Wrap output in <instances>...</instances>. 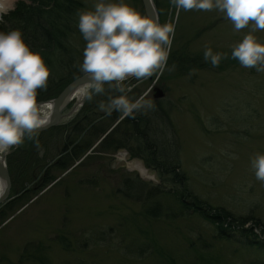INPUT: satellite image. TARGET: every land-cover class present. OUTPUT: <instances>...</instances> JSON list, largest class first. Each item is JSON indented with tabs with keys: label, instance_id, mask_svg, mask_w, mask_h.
I'll return each instance as SVG.
<instances>
[{
	"label": "rangeland",
	"instance_id": "374dc122",
	"mask_svg": "<svg viewBox=\"0 0 264 264\" xmlns=\"http://www.w3.org/2000/svg\"><path fill=\"white\" fill-rule=\"evenodd\" d=\"M21 1L15 0L13 6ZM139 1L124 3L141 13ZM156 1L162 15L159 23L175 20L176 8L170 0ZM98 2L83 0L78 12L92 11ZM13 6L3 15L0 27L11 30L14 26L10 19ZM77 14L66 20L73 30L66 48L73 51L74 62L68 69L57 66L56 80L76 68L80 75L85 74L79 65L86 41L79 31ZM251 28L250 24L236 31L225 14L215 9L181 10L167 62L168 68L175 64V70L166 68L159 79L153 76L138 83L129 82L132 78L125 81V86L137 88L140 95L147 92L149 100L156 94L155 88L162 91L161 104L168 112L162 129H166L167 139H175L179 169L195 199L210 209L209 213L221 212V224L195 212L177 217L178 207L170 197L147 192L160 184L156 172L145 169L140 160H131L125 150L99 153L98 146L73 168L75 160H65L61 155L68 166L65 170L71 168L62 175L65 170L59 171L53 162L64 139L69 135L71 140L74 135L69 129L56 131V126L39 132V147L25 138L5 156L6 163L11 156L16 166L14 152L31 146L29 156L33 160L23 161L26 172L17 174V188L26 191L9 202L12 210L0 221V264H264V251L256 245H243L240 238L243 230L251 229L253 235L264 237V186L252 168L256 154H264V72L244 68L231 56L232 46ZM253 34L264 43V30ZM205 46L214 53L226 54L219 67L204 61ZM193 69L194 74L189 75ZM104 95L84 98L79 109L76 100L68 102L60 122L70 128L89 107L97 120L109 116L98 107ZM99 122L107 129L114 124L106 117ZM82 140L90 148L96 138ZM35 163L39 167L34 168ZM44 164L50 167L48 176L54 182L42 186ZM10 167L14 171L13 163ZM133 176L145 189L139 191V201L125 198L128 193L123 180ZM16 196L11 190L9 199ZM144 197H148L147 207L154 206L156 200L162 203L163 216L154 219L144 215ZM172 212L175 220L168 218ZM232 219L247 221L238 224Z\"/></svg>",
	"mask_w": 264,
	"mask_h": 264
},
{
	"label": "clouds",
	"instance_id": "9594fccd",
	"mask_svg": "<svg viewBox=\"0 0 264 264\" xmlns=\"http://www.w3.org/2000/svg\"><path fill=\"white\" fill-rule=\"evenodd\" d=\"M170 3L176 8L175 20L164 24L142 15L124 0L116 3L99 0L94 10L78 12V28L86 41L79 67L89 78L81 94L91 100L93 95L105 92L106 83L120 93L109 96L107 103L100 102L101 111L110 115L115 110L127 117L154 107L146 99L147 92L130 99L127 93L131 87L124 82L129 78L159 79L166 68L175 70L176 65L168 68L167 62L181 10H218L236 31L251 24L248 34L232 46L231 56L244 68L264 72V43L253 34L264 30V0H170ZM5 14L0 12V22ZM224 58L226 54L214 53L205 46L203 59L212 67H219ZM194 72L195 69L190 70L189 75ZM50 75L42 54L30 48L20 29L0 31V159L22 145L25 138L39 147V131L50 122L53 105L40 103L38 90L47 88ZM252 168L264 186V154H256Z\"/></svg>",
	"mask_w": 264,
	"mask_h": 264
},
{
	"label": "trees",
	"instance_id": "16d2710c",
	"mask_svg": "<svg viewBox=\"0 0 264 264\" xmlns=\"http://www.w3.org/2000/svg\"><path fill=\"white\" fill-rule=\"evenodd\" d=\"M82 2L83 0H22L21 2H18L16 7L12 10L10 15V19L12 18L14 22L12 29H20L22 31L25 42L33 51L40 52L42 54L45 63L51 71L47 88L38 90V101L46 102V100L56 98L59 92L63 88H66L72 80H75L77 77L83 75H80L78 68H76L74 71H68L65 78L59 77L56 80V77L59 75L58 70L56 72V67L61 64L58 69L61 70L66 67L68 69V66L74 62L72 57L74 55L73 51H71V48H66V45L70 43L68 36H70L71 32L73 33L72 28L68 26L66 20H69L71 17L73 18V16L82 9ZM152 2L157 9L156 12L159 16L160 22L162 16L159 11L160 6L156 0H153ZM142 12L141 14L143 15ZM9 30L10 29H6L3 25L0 27V31L6 32ZM57 52L62 55L59 56L56 54ZM59 60L61 62H59ZM53 80H56V82ZM131 81L134 83L139 82L135 78H132L129 82ZM126 87H128V85H126ZM104 88L105 92L103 94L105 95L100 99L101 102L107 103L109 96L120 95V93L115 92L107 83L104 85ZM140 94L141 91L137 88H132L131 91L127 93L128 97L133 100L140 97ZM163 99V97H161L160 100L151 99L154 105L152 109H141L139 111H135L132 115L123 117L120 120V123H118L116 127L110 131V134L101 141L102 143L97 148V151H99V153H114L118 149L119 151L125 150L128 152L131 160H140L144 163L145 169L156 172L160 184L154 186L152 190H147V192L153 193V195L155 193L156 197L157 195L168 198L170 197L174 204L178 207L179 212H177V217H187L191 212H195V214H199V216L205 220H213L221 224L222 221L219 218L221 212L217 214L209 213L208 211H210V209L205 208L202 203L195 199L192 190L189 189L190 187L188 180H186V176L183 172H181V169H179L180 162L177 157L179 149L175 146V139H167V131L166 129H162V125L168 120V112L161 104ZM92 109V107H89L87 111L84 110L85 113H83V115L81 114L82 116L79 120L81 125L73 130V133H75L74 138L69 140L70 136L68 135L64 141L68 142L69 140L70 142H73L77 140L79 142L81 140L80 137H82V131L85 128L87 131L96 130L99 132V135L97 134L93 138H97L100 134H103L107 130V128L103 126L102 122H94L97 118L93 112H90ZM120 116H122L120 112L113 110L109 117H106V119L116 123ZM58 130L59 128L56 131ZM60 130L61 132H65L67 127L64 126ZM39 136L40 135H38V138L40 139ZM30 148L31 146L28 147L27 150L20 148L17 152H14L13 157L17 160L16 166L14 163L15 161L13 162L11 160V156L8 158V162L6 163V168H8L9 171L8 176L12 182L11 190H13L15 194H20V192L24 190L22 188H17L16 181L19 180V176L17 175L19 172H26L23 161L26 162V159L27 161L33 160L30 158L31 156H29ZM86 149L87 146L80 148L79 150L72 151L70 155L67 154V157L71 160L78 159L82 156V153ZM38 150H36L33 154L34 159ZM12 163L14 171H12L10 167ZM53 165L57 167L59 171L65 170L68 167L65 162H62V159ZM37 166L38 165L36 164L34 168H37ZM43 166H45V171L42 174V181H40L42 186L53 181V177L48 176L50 167L46 164ZM123 182L126 184L128 193L125 198L132 201H134V199L139 201L141 198L139 191L144 192L145 190H143L144 185L142 182H139L136 176H133V178L127 177L123 180ZM148 197L146 200L144 197V204L142 208L148 206L146 202L148 201ZM156 201L157 203L154 206L152 205L145 208L144 215L149 217L152 216L154 219L163 216L161 211L163 205L158 202V200ZM8 204L9 203L4 204L0 208V221H3L6 218V214L10 212V209L12 208V203L10 205ZM150 208H152L151 211H149ZM168 214H171L170 217H168L169 219L175 220L176 216L174 212ZM229 220L231 221L230 217ZM232 221H235L238 224H243L247 220L245 219V221H242L240 219H232ZM241 233L240 238L243 245H256L264 251V237L261 239L258 235H253L252 229L251 231L249 230V232L247 230H243ZM246 233L248 234L246 235ZM263 233L264 232H262L261 235Z\"/></svg>",
	"mask_w": 264,
	"mask_h": 264
},
{
	"label": "water",
	"instance_id": "95a60500",
	"mask_svg": "<svg viewBox=\"0 0 264 264\" xmlns=\"http://www.w3.org/2000/svg\"><path fill=\"white\" fill-rule=\"evenodd\" d=\"M153 0H140V6H142V10H143V15H147L151 18H155L159 21V16L157 15L156 12V7L152 2ZM89 82V78L87 76V74H83L79 77H77L75 80H72L67 86L66 88H63L59 94L56 96V98L47 100L46 102L44 101H39L40 103H51L53 105L52 108V116L50 119V122L48 123L47 126L43 127L39 132H42L44 130H48L49 128L52 127H58V123L61 121V119H63L65 116L62 113L63 109L67 107V102L70 100L68 97L72 94L73 90H77L78 88H84ZM155 93L152 97L154 99H159L162 97V91L158 90L157 88L154 89ZM84 99V97H83ZM83 99L80 100V105L78 107H80L83 104ZM78 109V108H77ZM123 117H120L119 120H117V122L110 127L109 130H107V133L103 136L105 137L108 133H110V130L113 129L122 119ZM101 137L100 140L103 138ZM100 140L96 142V144L93 146V148L100 143ZM88 154V152H87ZM8 155V154H7ZM6 155V156H7ZM6 157H4L3 159H0V206L9 202V193H10V183L11 180L8 176L9 171L6 168ZM80 162V161H79Z\"/></svg>",
	"mask_w": 264,
	"mask_h": 264
},
{
	"label": "flooded vegetation",
	"instance_id": "af4514ba",
	"mask_svg": "<svg viewBox=\"0 0 264 264\" xmlns=\"http://www.w3.org/2000/svg\"><path fill=\"white\" fill-rule=\"evenodd\" d=\"M76 105V104H75ZM77 109V108H76ZM78 109H79V107H78ZM90 112L92 113H94V115H96L95 114V112L93 111V110H90ZM78 113V112H77ZM77 113H76V115H77ZM75 115V116H76ZM91 115V114H90ZM74 117V116H73ZM105 117H109L108 115H103V116H101V117H99L98 118V120H95L94 122H98L99 123V120H101L102 118H105ZM79 118V120L81 119V115L78 117ZM64 119V118H63ZM63 119H61V121L63 120ZM71 119V118H70ZM79 120H78V122L76 121V120H74L73 122H72V125L70 126V128H67V129H69V133H71V134H73V135H75V133H73V130L75 129V128H78L79 127V125H81L80 123H79ZM118 120V119H117ZM120 123V122H119ZM59 125H58V127H57V129L58 128H63L65 125H67V124H62L61 122L60 123H58ZM67 127V126H66ZM91 127V126H90ZM89 127V128H90ZM110 129V128H109ZM109 129H107V130H109ZM107 130L103 133V134H100V136H98L97 138H96V140H95V142H94V144H96V142L97 141H99L100 140V138L101 137H103L106 133H107ZM99 135V132L98 131H96V130H93V131H87V129L85 128L83 131H82V137H80L81 138V140L78 142L77 140L76 141H73V142H67V141H64V146L62 147V150H61V152L59 153V156H58V158H57V160L56 161H54L53 162V164H55V163H57V162H59L60 160H61V155H64V159L66 160L68 157L67 156H65V154H69L70 155V153H72V151H76V150H79L80 148H83V147H86L87 146V149L82 153V156H80V158H78V159H73V160H75L74 161V163H73V166L71 167V168H73V167H76L77 165H80V162L83 160V159H86L87 157H90V155L92 154V152H93V150L95 149V148H97L98 146H100V144L102 143L101 141L105 138V137H107V135H109L110 133H108L105 137H103L101 140H100V143H98L94 148H93V146H94V144L92 145V146H90V148H88L89 147V143L87 142V141H85V140H82V139H90V138H93L95 135ZM77 142V143H76ZM79 143V144H78ZM119 150V149H118ZM117 150V151H118ZM116 151V152H117ZM87 152H88V154H87ZM80 161V162H79ZM70 168V169H71ZM70 169L68 168L67 170H65L64 172H63V174L62 175H65L66 173H67V171L69 170L70 171ZM11 180V179H10ZM10 187H11V183H10ZM26 191V190H25ZM25 191H22V192H20V194H17V196L16 197H14L13 199L12 198H10V201L9 202H13L14 200H15V198H17V197H20V195L22 194V193H24ZM117 192H119V191H117ZM9 202H7V203H9ZM7 203H5V204H7ZM4 205V204H3ZM3 205H1L0 206V208L3 206Z\"/></svg>",
	"mask_w": 264,
	"mask_h": 264
},
{
	"label": "bare ground",
	"instance_id": "6f19581e",
	"mask_svg": "<svg viewBox=\"0 0 264 264\" xmlns=\"http://www.w3.org/2000/svg\"><path fill=\"white\" fill-rule=\"evenodd\" d=\"M15 0H0V12H6L8 9L12 8L13 4L15 3L14 2ZM14 7V6H13ZM9 11V10H8ZM81 89L82 88H78L76 91L73 90L72 91V94L68 97L70 101H77V105H80V100L83 99V95L81 94ZM67 102V103H68ZM122 160V158H121ZM123 161V160H122ZM133 165V164H132ZM129 166V165H128ZM136 167V166H135ZM132 168V167H131ZM137 168V167H136ZM139 171L142 173V171L139 169ZM144 173V172H143ZM142 173V174H143ZM146 175V174H145Z\"/></svg>",
	"mask_w": 264,
	"mask_h": 264
}]
</instances>
